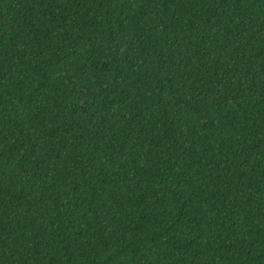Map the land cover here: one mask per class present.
Returning <instances> with one entry per match:
<instances>
[{
    "label": "trees",
    "instance_id": "16d2710c",
    "mask_svg": "<svg viewBox=\"0 0 264 264\" xmlns=\"http://www.w3.org/2000/svg\"><path fill=\"white\" fill-rule=\"evenodd\" d=\"M0 264H264V0H0Z\"/></svg>",
    "mask_w": 264,
    "mask_h": 264
}]
</instances>
